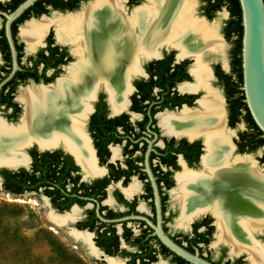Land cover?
<instances>
[{"label":"flooded vegetation","instance_id":"af4514ba","mask_svg":"<svg viewBox=\"0 0 264 264\" xmlns=\"http://www.w3.org/2000/svg\"><path fill=\"white\" fill-rule=\"evenodd\" d=\"M26 1L0 0V132L26 140L14 150L19 156L0 157L2 189L16 197L39 196L48 221L66 232L94 264H196L169 249L158 234L151 173L167 237L210 264H244L246 258L253 264L249 253L234 252L220 238L211 210H185L190 176L210 173L204 156L212 129L191 127L196 115L215 122L221 115L220 137L231 148L226 163L250 159L264 174V136L254 125L242 90L238 17L232 2L225 3L229 17L223 33L231 43L226 60L210 49L184 53L164 42L148 54L121 50L111 66H95L87 59L86 77L77 44L60 40L55 23L44 32L38 25L75 14L95 0H36L10 22L9 16ZM122 3L130 15L147 0L142 5V0ZM202 3L208 20L222 9L217 10L218 0ZM199 69L206 70V79L197 78ZM96 71L101 75L94 79ZM62 81L73 85L69 99L44 94L48 89L62 93ZM52 99L62 108L40 110L41 120L48 121L36 134L31 125L34 102L45 106Z\"/></svg>","mask_w":264,"mask_h":264},{"label":"bare ground","instance_id":"6f19581e","mask_svg":"<svg viewBox=\"0 0 264 264\" xmlns=\"http://www.w3.org/2000/svg\"><path fill=\"white\" fill-rule=\"evenodd\" d=\"M122 4V0H95L75 14L45 19L38 28L44 32L50 23H55L60 40L77 44L85 58L86 77L87 59L95 66L107 63L111 66L109 64L120 57L121 50L137 49L148 54L164 42L181 47L183 52L195 49L198 53V50L210 49L224 55L225 42L219 35L220 22L193 19L197 0H147V4L134 9L130 15ZM99 74L96 71L94 79L99 78ZM196 76L204 80L208 75L205 69H199ZM72 86L70 81H62L59 84L62 93L48 89L44 94L52 98L62 95L69 99L74 92ZM216 103L212 101V105ZM59 107V102L54 99L45 106L34 102L31 125L36 134L40 124L48 121L41 120L39 111L48 109L56 112ZM192 118L191 127L206 130L210 126L212 129L207 132V154L204 156V165L210 173L190 176L185 186L189 192L186 213L211 210L218 218L220 238L230 242L234 252L246 251L253 264H261L264 262V245L256 241L254 233L264 228V174L250 159L238 157L233 164L226 163L231 148L228 141L220 137L224 135L221 115L217 122L198 115ZM25 141L22 137L15 139L6 132H0V157H15L14 150Z\"/></svg>","mask_w":264,"mask_h":264},{"label":"rangeland","instance_id":"374dc122","mask_svg":"<svg viewBox=\"0 0 264 264\" xmlns=\"http://www.w3.org/2000/svg\"><path fill=\"white\" fill-rule=\"evenodd\" d=\"M143 3L144 0L141 5ZM202 6V0H198V18L210 23L220 22L219 35L225 42L226 60L231 50V43L223 33L229 17L227 7L224 5L208 20L202 14ZM48 213L39 196L16 197L0 185V264H94L84 251L75 248L78 245L66 236V232L61 233L48 221ZM254 238L264 245V233ZM247 259L244 264H250Z\"/></svg>","mask_w":264,"mask_h":264},{"label":"water","instance_id":"95a60500","mask_svg":"<svg viewBox=\"0 0 264 264\" xmlns=\"http://www.w3.org/2000/svg\"><path fill=\"white\" fill-rule=\"evenodd\" d=\"M36 0H27L11 16V22L17 18L27 7ZM242 12V68H243V86L245 102L252 115V118L264 136V0H239ZM14 56L16 52L13 42L10 38ZM15 68L17 63L15 60ZM155 188L157 212L159 216L158 234L165 245L180 256L195 262L196 264H210L196 256H193L183 250L165 235L161 229V202L159 191L154 177L150 173ZM264 233L260 230L258 233Z\"/></svg>","mask_w":264,"mask_h":264},{"label":"trees","instance_id":"16d2710c","mask_svg":"<svg viewBox=\"0 0 264 264\" xmlns=\"http://www.w3.org/2000/svg\"><path fill=\"white\" fill-rule=\"evenodd\" d=\"M218 1H219L220 5H218L217 10H219L221 7H223L226 2H232V6L235 9V13L238 17L237 27H238V33H239V47H240L239 54H241L242 53L241 51H242L243 26H242V12H241L240 2H239V0H218ZM241 81H242V79H241ZM254 125L256 128H258V126L255 124V122H254Z\"/></svg>","mask_w":264,"mask_h":264}]
</instances>
